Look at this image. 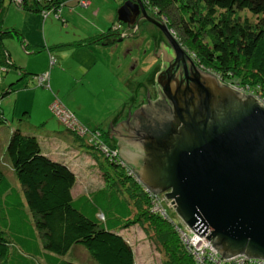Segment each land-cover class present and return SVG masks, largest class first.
Masks as SVG:
<instances>
[{
  "label": "trees",
  "instance_id": "1",
  "mask_svg": "<svg viewBox=\"0 0 264 264\" xmlns=\"http://www.w3.org/2000/svg\"><path fill=\"white\" fill-rule=\"evenodd\" d=\"M142 1L162 15L165 22H169L171 10L181 12V30L198 51L183 47L200 69L234 88L250 89L247 86L251 85L254 95L264 100V18L251 23L239 17L241 12L255 17L264 15V0ZM12 2L27 11L42 14L44 19L51 13L58 15L63 8L59 0H45V3L33 0L31 4L28 0ZM6 13L5 0H0V81L14 67L3 41L17 35L14 29L3 31ZM117 22L118 26L113 24L110 30L122 25L118 19ZM209 30L213 34L210 48L200 44L199 38ZM108 33L101 32V36L90 37V41L80 45H99L109 40ZM42 75H48V71L38 75V84L52 91L49 77L40 81ZM54 97L50 110L58 119L51 105L55 101L64 104L57 95ZM142 110L140 106L127 123L141 118L142 114L138 113ZM45 120L38 124L29 120L26 125L41 131ZM58 121L69 134L88 140L90 133L82 139ZM6 125L0 104V126ZM23 129L28 130L27 126L14 128L9 140H5V159L10 172L0 164V264H85L74 258L69 260V255L83 252H79L78 246L85 248L91 264H137L135 250L122 233L137 224L159 253L163 252L168 258L165 264H200L183 248L180 232L184 231L171 220L167 205L157 204L165 216L153 211L155 199L129 174L128 165L121 157H102L104 186L75 196L77 177L72 169L45 155L37 136L24 134ZM100 131L111 149L118 152L117 143L114 145L109 140V133ZM87 143L99 151L94 139L90 138ZM13 177L16 181H12Z\"/></svg>",
  "mask_w": 264,
  "mask_h": 264
},
{
  "label": "water",
  "instance_id": "2",
  "mask_svg": "<svg viewBox=\"0 0 264 264\" xmlns=\"http://www.w3.org/2000/svg\"><path fill=\"white\" fill-rule=\"evenodd\" d=\"M135 1L119 8L118 21L138 28L140 7L168 45H161L157 102L147 92L141 118L121 123V113L111 124L119 155L139 183L166 194L184 224L223 257L264 259V105L200 69Z\"/></svg>",
  "mask_w": 264,
  "mask_h": 264
},
{
  "label": "rangeland",
  "instance_id": "3",
  "mask_svg": "<svg viewBox=\"0 0 264 264\" xmlns=\"http://www.w3.org/2000/svg\"><path fill=\"white\" fill-rule=\"evenodd\" d=\"M28 1L30 4L33 3V0ZM59 1L63 5L60 13L58 15L51 13L49 18L44 19L40 13L27 11L24 7H18L12 0H5L7 13L2 29L3 31L14 29L17 33L14 37L5 38L3 41V48L10 53L14 63V67L4 74L0 81V104L8 123L6 126H0V164L6 172L9 168H7L5 159L7 148L5 140L10 128L11 130L18 127L25 128L29 120L38 124L43 118H47V105L49 101L51 104L55 99L54 95H57L65 108L74 115L79 123L78 126L81 125L88 131V134L90 133L87 139L89 140L93 136L94 142L99 144V151H93L94 159H88V161H93L95 171L104 162L102 157L108 158L107 149L115 150L111 149L109 142L105 141L100 130L109 132L111 124L121 113V123L124 120L127 121L129 113H134L139 106L148 103L147 92L152 101L159 99L157 88L154 86H156L158 74L162 71L163 61L154 55L155 51H152V46H147V43L151 41V36L155 37L159 44L167 43L158 27L151 22L146 24L141 33L146 40L145 44L137 47L131 43L135 37L139 36L137 33L133 38L134 32L130 34V39L127 36L122 42H119L120 37L115 35L99 45L81 46V43L91 40L90 35L98 37L101 36V31L108 33L113 24L118 26L117 13L122 3L114 0H92V4L89 3L86 8L82 5V0ZM127 1L130 0H125V2ZM41 2L45 3V0H41ZM85 3L87 5V1ZM151 17L165 24L183 49L184 45L192 52L198 51L181 30V12L176 13L174 9L171 10L169 22H165L163 16L156 11ZM239 17L241 21L248 19L251 23H256L259 18H264V15L255 17L248 12H241ZM120 29L122 30L121 27ZM212 36L210 30L207 33H202L199 37L200 44L210 48ZM151 63H155V65H151ZM55 66L62 69V75L58 71L55 74V76L61 77L62 92H58L56 88L58 83L52 84V91L45 87L46 85L38 84V75L47 71V76L51 80V71ZM87 66H92V71L83 83L79 72H83ZM247 87L250 89H245V91L253 90V86L248 85ZM239 89L244 91L240 86ZM239 93L249 95L243 92ZM250 95L253 96V94ZM50 104L49 112L54 120L53 123L58 128L61 125L51 112ZM61 128L62 131H66L64 126ZM110 135L109 140L115 145V140ZM101 143L109 148L103 150L104 146L102 147ZM82 148L84 151V147ZM117 151L119 152V148ZM90 174L92 175V172ZM90 174L85 173L82 176L90 177ZM98 174L96 176L99 178L100 174ZM14 180L16 181L15 177L12 178V181ZM93 180L94 187L102 184L101 178L94 177L91 181L93 182ZM84 182L86 183L82 178L78 183L75 196ZM94 187L87 190L95 189ZM159 197L167 205L166 209L171 220L190 236L191 244H193L198 234L184 224L174 211L172 201L166 197V194H161ZM129 229H124L122 233L134 248L138 264H165L168 262L165 254L159 253L140 225H133ZM180 238L183 248L190 252L189 247L182 240V233H180ZM183 238H185L184 235ZM203 240L200 243L199 252H205L204 254L207 256V252H209L215 257L216 251L212 248L211 241L207 238ZM78 247L79 252H83L69 255V260L74 258L78 262L91 264L87 260L89 254L85 248ZM195 252L198 251L195 250ZM214 264H220V261H215Z\"/></svg>",
  "mask_w": 264,
  "mask_h": 264
},
{
  "label": "crops",
  "instance_id": "4",
  "mask_svg": "<svg viewBox=\"0 0 264 264\" xmlns=\"http://www.w3.org/2000/svg\"><path fill=\"white\" fill-rule=\"evenodd\" d=\"M90 3L92 4V2H90ZM101 32H104V31H101ZM93 36L94 35H90V37H93ZM84 48H80V49H84ZM55 67H53V70L51 71L52 76L53 75L55 76L57 71L60 75H62V69H60L57 66H55ZM91 71H92V66H87L86 69L83 70V72H79L80 76L82 77L81 82L85 83L84 81L87 80V77L91 73ZM52 76H51V80H50L51 86L53 83H58V86L56 88L58 89V92H62V89H61L62 83L60 82L61 77L57 76V75L55 77H52ZM84 77H85V79H84ZM152 102H154V101H152ZM49 104H50V101L48 102L47 111H46V114H48V117L44 118L46 120H45V124H44V127L42 128V130L41 131L38 130L35 126L32 127V126L26 125L28 130L23 129V133L24 134H33L34 133L37 136V138L41 144L42 151L44 152L45 155H47L49 158H51L53 160H56L58 162H62L64 164L68 165L72 169V171L75 173V175L77 177L76 188H77L80 180L82 178L85 179L86 183L84 182L82 184L79 192L77 193L78 195L86 194V193H89V191L91 192V191H95L99 188H102L104 186L103 180H102V184L99 183L101 185H97L96 187H94L95 186L94 180H93V182L91 181V179L94 177H96L97 179H99V178L102 179L101 168L98 166V170L95 171L93 168V161L92 162L88 161V159H94V156H93L94 150L89 147V144L87 143V141L77 139L76 136L69 134L67 131L64 133V131H62V128H61L62 124L60 122H59V124L61 126H58V128H56L55 123H53L54 120L52 119L50 112H49V108H48ZM148 104L149 103H147V105ZM144 106H146V104ZM144 106H142V107H144ZM138 108H140V106ZM132 115H133V113H131V117H132ZM123 122H126V121L124 120ZM12 132H13V130L10 129V132L7 134V138H6L7 141L9 140V137L11 136ZM105 132H107V131H105ZM109 132H107V133H109ZM110 137H112V139L115 140V142L117 143L116 145L118 146L119 140L112 135H110ZM82 147H84V149H85L84 151L82 150L83 149ZM91 172H92V175L90 174ZM85 173H89L91 176L90 177H88V176L83 177L82 174H85ZM97 173L100 174V175L98 174L99 178L96 176ZM89 181H91L92 183ZM92 187H94L95 189H91L89 191L87 190L88 188H92ZM85 190H87V191H85ZM137 264H138V262H137Z\"/></svg>",
  "mask_w": 264,
  "mask_h": 264
},
{
  "label": "built area",
  "instance_id": "5",
  "mask_svg": "<svg viewBox=\"0 0 264 264\" xmlns=\"http://www.w3.org/2000/svg\"><path fill=\"white\" fill-rule=\"evenodd\" d=\"M85 1H87V5H86ZM114 1L124 2L125 0H114ZM19 2H21V0H19ZM81 3H82L83 6H85L87 8L88 4L90 2L88 0H82ZM47 77H48L47 75H42V77L40 78V81L45 80V78H47ZM234 89L237 90L238 92H243V93H246V94H249V95L253 94V96H255L254 95L255 93L253 91H251V90L245 91V89L242 88L245 91L244 92L241 89H239V87H235ZM255 97L259 100V102H261L264 105V100L261 99V97H258V96H255ZM52 110L55 113V115L58 117V119L69 130L75 132L77 136L85 137L88 134V131L84 127H82L81 125L78 126L79 123L76 121L74 115L71 112H69L65 108V106L62 105L59 101H55V103H53ZM91 138L94 139L93 136ZM101 146L102 147L104 146L103 150L105 148H109V147H106V145H104L103 143H101ZM107 151H108V154H107L108 158H112V157H119L120 158L119 152L109 151V149H107ZM123 166L126 167L127 165L123 162ZM127 168H128L129 174L133 175V177L137 179V177L133 173L132 169L129 166ZM137 181H138V179H137ZM146 191L149 194H151V196L155 199V202H154L155 206H154L153 211L154 212H159V213H161L162 215L165 216V213L163 212V210L157 205L160 202H162L160 197H159V195L150 192L147 188H146ZM180 233H182L183 242L186 243V245L189 247L190 254H192L196 258L198 263H200V264H214L215 261H220V264H264V259L249 258L245 254H240V255L233 256V257L225 258L213 246L212 242H211L212 248L216 251V256L214 257L209 252H207L208 253V256H207V255L204 254L205 252L204 253L199 252L200 248H201V246H200V236L199 235L196 236V241H194L193 244H191L190 236L188 234L184 233V232H180ZM183 235L185 236V238H183ZM202 239H204V238H202ZM193 248L195 250H197L198 252H195V250Z\"/></svg>",
  "mask_w": 264,
  "mask_h": 264
},
{
  "label": "flooded vegetation",
  "instance_id": "6",
  "mask_svg": "<svg viewBox=\"0 0 264 264\" xmlns=\"http://www.w3.org/2000/svg\"><path fill=\"white\" fill-rule=\"evenodd\" d=\"M130 1H134V3H136L135 0H130ZM122 3V5L125 3L124 2H120ZM144 7H145V10L147 12V15L151 16L154 12H153V9L150 8L147 3L144 4ZM141 12L139 14V16L137 17V22H139V25H138V28H137V23L136 25H133V26H129L127 24H124L122 22H120L122 25H120V27L122 28V30L120 29V27L117 28H114L113 30H110L109 33H108V36L109 37H115V35L119 36L120 37V40H125L128 36V38L130 39V34H133V32L135 33L134 35H132V37L134 38V36L138 33L139 36L135 37L134 38V43H133V46H140L142 44H145V41L143 36H142V30L144 28V26L146 24H148L150 21H148L147 19H144L143 17V13H142V9L139 7L138 8ZM119 23V24H120ZM137 28V29H136ZM136 30H138L136 32ZM149 37L151 36L150 32H149ZM119 40V41H120ZM150 40L148 43H147V46L151 47L152 46V51L154 50V55L161 61H163V56H164V52L162 53V49H161V45L162 43H157V40L155 39V37L153 38L152 36L150 37ZM167 42V41H166ZM132 43V42H131ZM165 45H168L167 43H165ZM133 116V115H132ZM131 117V115H130ZM129 120V119H128ZM127 123V122H125Z\"/></svg>",
  "mask_w": 264,
  "mask_h": 264
},
{
  "label": "bare ground",
  "instance_id": "7",
  "mask_svg": "<svg viewBox=\"0 0 264 264\" xmlns=\"http://www.w3.org/2000/svg\"><path fill=\"white\" fill-rule=\"evenodd\" d=\"M202 238H206V237L205 236L200 237V243L204 241Z\"/></svg>",
  "mask_w": 264,
  "mask_h": 264
},
{
  "label": "clouds",
  "instance_id": "8",
  "mask_svg": "<svg viewBox=\"0 0 264 264\" xmlns=\"http://www.w3.org/2000/svg\"><path fill=\"white\" fill-rule=\"evenodd\" d=\"M82 139H85V137H81ZM92 139V138H91Z\"/></svg>",
  "mask_w": 264,
  "mask_h": 264
}]
</instances>
